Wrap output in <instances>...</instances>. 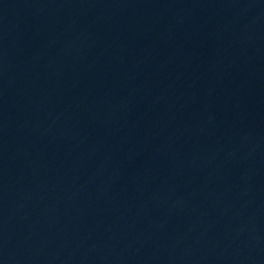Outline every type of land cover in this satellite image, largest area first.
Masks as SVG:
<instances>
[{"label": "water", "instance_id": "95a60500", "mask_svg": "<svg viewBox=\"0 0 264 264\" xmlns=\"http://www.w3.org/2000/svg\"><path fill=\"white\" fill-rule=\"evenodd\" d=\"M0 264H264V0H0Z\"/></svg>", "mask_w": 264, "mask_h": 264}]
</instances>
